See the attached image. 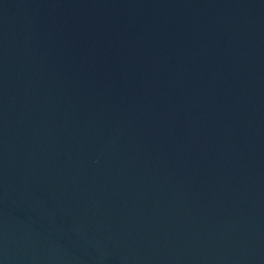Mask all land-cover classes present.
<instances>
[{
	"label": "water",
	"instance_id": "1",
	"mask_svg": "<svg viewBox=\"0 0 264 264\" xmlns=\"http://www.w3.org/2000/svg\"><path fill=\"white\" fill-rule=\"evenodd\" d=\"M0 264H264V0H0Z\"/></svg>",
	"mask_w": 264,
	"mask_h": 264
}]
</instances>
